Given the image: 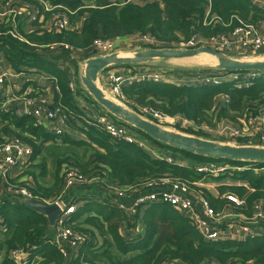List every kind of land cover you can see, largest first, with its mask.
I'll list each match as a JSON object with an SVG mask.
<instances>
[{"label":"trees","instance_id":"16d2710c","mask_svg":"<svg viewBox=\"0 0 264 264\" xmlns=\"http://www.w3.org/2000/svg\"><path fill=\"white\" fill-rule=\"evenodd\" d=\"M50 1L57 7L51 15L64 14L72 28L37 29L30 34L22 30L27 42L0 36V54L16 71L23 68L35 74L53 76L60 89L56 99L68 117L69 129L86 134L87 140L66 135L68 133L57 136L37 124L35 117H17L13 105L6 113L2 110L3 100L0 103V142L16 137L32 149L29 162L23 170L17 171L11 182L23 184L41 201L53 202L64 189L65 174L69 169L77 171L88 182L98 179L116 188L139 187L162 179L184 183L227 179L240 185H220L216 197L206 189H200L215 214L230 210L250 216L255 202L264 205V172L261 170L264 164H254L259 169L256 171L246 169L250 163L188 154L134 128L132 130L140 140L152 144L150 151L136 143L114 140L97 128L94 121L91 124L86 121L70 88V77L47 60L41 51V47L51 45L85 50L97 40L117 41L134 35L155 40L145 47L175 49L192 39L208 41L229 36L243 25L264 23L263 8L251 0H134L131 3L96 0L92 7L86 6L83 0ZM85 15L87 18L82 27L75 28L78 19ZM0 32H5L1 22ZM188 73L203 80L205 85L177 86L135 80L120 85V97L131 111L141 116L144 115L142 110L148 109L163 117H184L200 128L199 132L190 129L184 132L198 137L205 135L202 126L212 129L216 122L233 120L246 106V101L264 98V79L257 78L248 85L242 81L243 73L238 74V81L232 82L228 78L217 79L222 76L218 71ZM212 78L220 83L216 84ZM221 97L227 102L225 105L218 101ZM237 144L243 145V142L237 141ZM153 148L156 157L151 155ZM49 153L51 156L46 157ZM166 156L172 157L174 163H168ZM49 158L53 162L52 171ZM203 166L223 168L224 171L201 174L198 167ZM227 193L243 200L244 206L237 208L230 204L224 197ZM79 200L72 201L76 211L67 226L83 235L85 241L81 244L79 257L72 264H160L166 260H177L179 264H264V235L246 241L208 242L185 216L166 203L152 204L137 215H129L119 203L88 196ZM0 220V227L3 225L5 229L0 232V264H16L9 258V253L16 249L24 253L28 264H65L51 239L54 229L44 215L23 207L19 201L15 205L5 202L0 206ZM139 225L142 230L136 229ZM121 226L132 228L135 236L122 233Z\"/></svg>","mask_w":264,"mask_h":264},{"label":"built area","instance_id":"2783aa9c","mask_svg":"<svg viewBox=\"0 0 264 264\" xmlns=\"http://www.w3.org/2000/svg\"><path fill=\"white\" fill-rule=\"evenodd\" d=\"M36 3V10L34 13V20L44 19L45 14L54 11L57 7L54 6L50 0H32ZM53 27L59 30H67L72 28L68 19L56 14L53 17ZM0 22L5 26V32H0V36H10L15 40L27 42V40L20 33L19 29V13L13 0H0ZM146 44H152V40L148 37L142 39ZM120 40H97L94 42V47L98 52L104 56H109L117 53L118 42ZM236 42L242 48L261 50L264 48V32L260 33L253 25H243L236 28L229 36H221L213 38L208 41H195L192 39L187 43H180L175 49H190L197 47H216L221 53H225L231 45ZM69 49L68 46H65ZM264 76V75H261ZM258 74H244L242 81L251 85V81L261 77ZM232 81H238V74L234 75ZM9 76L6 73H0V101L4 100L2 110L8 112V103L17 100V97H11L10 95L3 93V88L8 81ZM115 82H131L129 79H123L117 77ZM138 81H148L149 78L146 75H141ZM153 82H159L161 77L154 76L151 78ZM206 82H210L207 80ZM220 83L219 81L216 84ZM197 84L205 85L203 80H198ZM71 85V83H70ZM241 86V85H240ZM118 97L120 96L119 90L116 89ZM37 97V96H35ZM26 102L24 109H16L15 114L17 117L22 118L25 116L35 117L37 124L41 125L44 120H48L58 126H55L54 132L60 136L65 131L68 117L61 106L56 107L54 110H48L42 106H36V98H30L28 94L24 97H20ZM144 115H148L149 119L162 122L169 117H163L158 113L143 109ZM142 115V117H146ZM147 118V117H146ZM174 119V118H171ZM91 124V123H90ZM94 125L100 130L106 132L111 138L118 141H125L127 143H136L140 147L148 150L145 141L138 138L137 134L130 128L129 125L123 124L119 120L110 115L108 112L100 114L94 120ZM130 127V128H129ZM220 136L228 141L237 144V141H242L243 145L264 147V123H260L259 126H254L252 130H244L241 128H233L228 134L220 132ZM150 151V150H149ZM32 156V149L24 144L19 138L13 137L11 139H5L0 142V179L1 182L6 185V190L11 195L23 200L41 202L47 205H57L61 211V215L54 227L55 235L52 242L61 252L65 264H72V261L79 257L81 244L85 241L83 235L75 232L73 229L67 226V222L70 220L71 215L76 211V205L70 202L63 201L62 196L53 202L41 201L37 196L33 194L27 187L21 183H13L12 179H15L16 172L23 170ZM168 163H174L173 158L170 156L165 157ZM255 168L254 164H249L246 169ZM264 172V168H261ZM224 171L223 168L211 167H198V172L201 174H207L209 172L220 173ZM66 190L71 186L88 182L83 176L79 175L77 171L69 169L65 174ZM107 186V184H106ZM146 186L147 190L139 191V187ZM139 187H122L116 188L107 186V188L114 191L119 198L133 195L135 192H139V196L136 198L133 206L128 210L124 205L120 204V208L126 210L129 215H137L140 207H149L152 204L166 203L174 207L179 214L185 216L192 227L196 228L202 238L208 242H217L227 239L246 241L248 238L264 235V205L261 202H255L252 205V214L250 216L246 214H237L230 210L215 214L214 210L205 199L203 193L200 191L202 186L197 182L184 183L179 181H170L169 179H162L159 182H147ZM164 191H159L161 189ZM194 197V200L192 199ZM224 197L230 204H234L237 208L244 206V201L239 199L234 194H224ZM236 219L234 225H230L233 228L232 235H224V230L220 229V225L230 224V219ZM2 223V220H0ZM1 231H5L3 225L0 227ZM235 237V238H234ZM9 258L16 264H28L25 255L21 250H12L9 253ZM160 264H179L177 260H166Z\"/></svg>","mask_w":264,"mask_h":264},{"label":"crops","instance_id":"0c3cea01","mask_svg":"<svg viewBox=\"0 0 264 264\" xmlns=\"http://www.w3.org/2000/svg\"><path fill=\"white\" fill-rule=\"evenodd\" d=\"M13 1L19 13V21H20L19 29H20L21 34H22L21 32L22 30L25 31L27 34H30L33 31H37V29H43L45 31L51 30V28L53 27L52 19L54 16L51 15L53 11L46 13L44 19L42 20L41 19L34 20L36 3H34L32 0H13ZM83 1L85 5L88 7L94 6L96 2V0H83ZM106 1H110V2L122 1V2H130V3L134 2V0H106ZM251 1L258 7L264 9V0H251ZM61 17L65 18V15L62 14ZM86 18H87L86 15L83 17H80L77 23L75 24V28L80 29ZM255 27L260 33L264 32V23L260 22ZM23 37L25 38L24 35ZM143 37H147V36L134 35V36L124 38L118 42V49L122 50L123 48L121 47H123L126 42L142 44L145 47L146 42L142 40ZM151 40L153 41L152 42L153 44L155 40L153 39ZM41 48H42L41 51H44V54L47 57V60H51L52 62H54L59 70L65 71L70 77L71 79L70 88L74 92V96H75L77 105L79 107V112L83 115L86 121L90 124L92 121L96 119V117H98L100 114H103L102 112L105 109L103 107L101 108V106L88 93L87 89L83 86L82 80H81L85 72V65L87 61L90 59L102 57V55L98 52V50H96L92 46L85 50L66 49L65 46L63 45L43 46ZM148 48L164 49V48H155V47H147V49ZM212 48L218 51L216 47H212ZM135 53L136 52L131 53L130 55L135 54ZM223 54L226 57L233 59V60H237V61H244V58L253 59V60H247V61H264V48H262L261 50H253V49L249 50V49L242 48L236 42H234L233 45H231V48H228L226 52ZM155 60H162V59H155ZM179 60H184V59H166L163 61L168 62L169 64H177L175 62ZM149 62L150 61H147V62H144L143 64H151V65L164 64V63H155V62L149 63ZM131 65H134V64H131ZM128 66L129 65L127 66L122 65L118 67L106 68L104 69V71L100 72V75L98 77V82H102L104 83L103 85H105L106 91L105 92L103 91L105 95L109 99L115 98L116 100L120 101L118 102L116 100L111 99L120 105H126V104L121 99L122 96H121L120 85L123 82L122 83L115 82L114 79H117V77H120L123 79H129V81L130 80L135 81L141 76V74H144L149 78L148 80L149 82H153L151 80L152 77L158 76L159 78L161 77V80L157 83H167V84H173L177 86H184V85L201 86L200 84H197L198 80L194 76L186 72L181 73V71L180 72L172 71V73H168L163 69H158V70H152V71L150 70L144 71L138 75V72L134 74V71L132 70V68ZM217 71L219 72V74L222 75L221 77H217V79H223V78L233 79L232 77L236 75V74L224 73L223 71L218 70L215 66V71H213L212 73L217 72ZM0 73H6L9 76V79L6 82L5 87L3 88V93L10 95L11 97H14V96L17 97V100H14L8 103L9 107L13 105L16 107V109H24L26 106V102L24 99H20V97L22 96L25 97L27 94L30 98H36V102H35L36 106H42L48 110H54L56 107L61 105L59 102H57V99H56V94L60 93V89L56 81L54 80L53 76H50L48 74H35L34 72L24 71L23 68L20 69L19 71H16L15 69L11 67L10 63L5 59L2 53L0 54ZM116 89L119 90L121 97L120 96L118 97L116 93ZM86 95H88L89 97H87ZM0 97L3 98L2 96ZM218 101H221L222 105H225V103H227L223 97L219 98ZM1 102H3V100H1L0 103ZM251 117H254V119L249 120V118ZM174 119H180V120L183 119L187 127L192 128V129H195V128L200 129L193 122L188 121L184 117H176ZM44 121L45 122H43L41 125L49 129L50 131L54 132V128L55 126H58V124H55L48 120H44ZM69 123L70 122L67 121V125L65 127V131L63 132V134L68 133L66 135H70L78 139L87 140L86 134L83 136V135H80V133L71 131L69 129L70 127ZM260 123H264V98L260 100H256V101H246V106L243 107L239 113L235 114L233 120H229V119L222 120L221 123L216 128L211 129L207 126H202L201 129L204 132L207 131V132H212L213 134L219 135L220 132L223 134H228L230 131L233 130V128L252 130L254 126H259ZM151 145L146 144L149 150L152 149ZM153 150L156 151L155 148H153ZM1 181L2 180L0 179V206L3 205L5 202H10L12 205H15L16 202L18 201L22 205L23 199H20L8 193L6 190V185H4ZM92 182H95V183H92ZM87 183L89 184L92 183L93 185L97 184L98 186L87 187L86 186ZM106 184L108 187L111 186L107 182L97 179V181H89V182H82V183L75 184L66 190V182H65L64 189L60 196H62L63 201L66 203L68 202L72 203L73 200L80 201L79 199H82L83 197H87V196L94 197L96 199L98 198V199L109 201L110 203H119L121 205H124V207L128 210L129 208L133 206L136 198L140 194L139 192H135L133 195L119 198L114 194V191L107 188ZM210 193L214 197H216L218 196L219 191H217L216 189L215 192L210 191ZM192 199L194 200V197ZM145 209L146 207H140L139 212L141 213ZM124 211L127 212L126 210ZM52 229H54V227ZM136 229L138 230L141 229V225H139V227H136ZM120 230L122 233H125L126 235H129L132 238L135 236V231L132 228L127 229L126 226H121ZM0 232H2L1 229H0ZM55 233L56 232L54 229V231L51 232V238L54 237Z\"/></svg>","mask_w":264,"mask_h":264},{"label":"water","instance_id":"95a60500","mask_svg":"<svg viewBox=\"0 0 264 264\" xmlns=\"http://www.w3.org/2000/svg\"><path fill=\"white\" fill-rule=\"evenodd\" d=\"M133 55L134 57L125 58L115 53L109 56L90 59L85 65V72L81 79L82 84L93 99L110 115L135 130L144 133L151 139L188 154L216 160L264 164V147L247 145L232 146L168 131L109 99L97 84L100 72L106 68L140 64L155 59H189L200 55H209L217 60V64H215L216 68L224 73H254L260 76L264 75V61L233 60L211 47L190 49L148 48L143 51H138ZM22 205L39 215H44L51 228L55 227L61 215V211L57 205H47L28 200H23Z\"/></svg>","mask_w":264,"mask_h":264},{"label":"rangeland","instance_id":"374dc122","mask_svg":"<svg viewBox=\"0 0 264 264\" xmlns=\"http://www.w3.org/2000/svg\"><path fill=\"white\" fill-rule=\"evenodd\" d=\"M121 48H123V49L120 50V49L117 48V54H119V55H121V57H125V58L126 57H134L133 54L132 55H130V54L134 53V52L143 51V50L147 49V47H144V45H142V44H135V43H131V42H126L124 44V46L121 47ZM247 60H253V59L244 58V61H247ZM215 61L216 60L214 58H212L211 56L200 55V56L194 57V58L179 60V61L175 62L177 64H169L168 62H164L163 60H152L149 63H154L155 62V63H164V64H162V65H151V64L140 63V64L131 65V68L134 71V74L138 72V75L141 72H144V71H148V70L152 71V70H158V69H163V70H165L168 73H172V71L173 72H180L181 71V73L182 72H186V73L190 72V73H195V74L201 73V72L212 73L213 71H215V64H217V61L216 62ZM141 75H143V74H141ZM192 76H194V75H192ZM112 77H114V76H112ZM258 79H264V76H261ZM212 80L213 81H217L215 78H212ZM131 82H132V80H131ZM225 83H231V82H225ZM98 84L101 87V90L105 92L106 90H105V85H103L104 83L98 82ZM111 99L116 100L115 98H111ZM116 101H118V100H116ZM118 102H120V101H118ZM122 106H124L128 110H130V108L127 105H122ZM142 118H144L147 121H149L151 123H154V124L164 128V129H166L168 131L176 132V133L187 135V136H193V137L201 138V139H204V140L217 142V143H220V144H228V145H232V146H238V144H236V143H233L231 141H227L225 138L221 137L220 134L219 135L218 134H213L212 132H207L206 131V132H204L205 135H202L201 137L187 134V133L184 132L187 129H190L191 131H194V132H199L200 130L198 128L192 129V128L187 127L186 123L184 122L183 119L180 120V119H171L170 118V119H165V120H163L160 123H156V122L150 120L149 118H146V117H142ZM252 119H254V117L249 118V120H252ZM220 123H221V121L220 122H216L215 128ZM80 135L84 136L85 134L84 133H80ZM154 151L155 150H153L151 155L156 157L157 156V152L154 153ZM49 156H51L50 153L46 155V157H49ZM49 166H50V170L52 171L53 162H52V159H50V158H49ZM196 182L198 184H200V186H202V187L205 186L202 189H206L207 191L209 190V192L210 191L215 192L216 189H217V186L224 185L225 183H226L225 185H240V183L230 182L227 179L225 181H222V182H215V181L209 180V179H201V180H198ZM92 183H95V182H92ZM92 183L91 184L87 183L86 186L87 187H96V186H98L97 184L93 185ZM207 185H208V187H207ZM139 188H140L139 191H141V189L142 190L143 189L147 190L148 187L142 186V187H139ZM229 223L230 224L220 225V229L225 231L223 236L224 235L226 236L228 234L232 235L233 228H231L230 225H234L236 223V219H233V218L230 219ZM97 240L101 241L98 236H97Z\"/></svg>","mask_w":264,"mask_h":264},{"label":"bare ground","instance_id":"6f19581e","mask_svg":"<svg viewBox=\"0 0 264 264\" xmlns=\"http://www.w3.org/2000/svg\"><path fill=\"white\" fill-rule=\"evenodd\" d=\"M209 56V55H208ZM212 57V56H211ZM213 58V57H212ZM215 59V58H214ZM216 60V59H215ZM217 61V60H216Z\"/></svg>","mask_w":264,"mask_h":264}]
</instances>
